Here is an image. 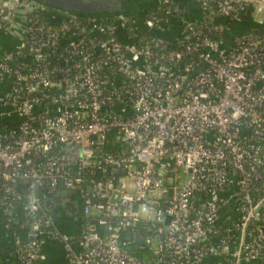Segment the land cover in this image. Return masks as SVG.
I'll return each mask as SVG.
<instances>
[{
    "label": "built area",
    "instance_id": "1",
    "mask_svg": "<svg viewBox=\"0 0 264 264\" xmlns=\"http://www.w3.org/2000/svg\"><path fill=\"white\" fill-rule=\"evenodd\" d=\"M192 1L210 26L169 0L48 22L0 2L24 33L0 60V210L23 230L19 263L46 264L49 239L69 264H264V29L221 34L264 4ZM66 191L86 216L75 238L49 208Z\"/></svg>",
    "mask_w": 264,
    "mask_h": 264
},
{
    "label": "crops",
    "instance_id": "2",
    "mask_svg": "<svg viewBox=\"0 0 264 264\" xmlns=\"http://www.w3.org/2000/svg\"><path fill=\"white\" fill-rule=\"evenodd\" d=\"M132 2V11L136 12H146L149 11L147 9L156 6L159 0H131ZM176 1V0H171ZM259 4H264V0H258ZM187 3L195 4L192 0H187ZM254 6V5H253ZM254 7H251L244 15L241 17L240 21L244 22L245 25L241 28H234L232 26L231 31L235 32H243L246 30H252L259 27L264 26V8L261 10H257ZM151 10V9H150ZM253 11V13H252ZM187 15V14H186ZM189 16V15H187ZM190 17V16H189ZM191 18V17H190ZM238 21V22H240ZM18 25L11 32H4L6 34H0V51L5 50L9 47L14 46L18 43L21 37V31L16 29H21V26ZM229 32V31H228ZM62 194V193H61ZM64 196V205H50V210L53 215L54 223L57 228L68 234L71 238H75L79 236L84 229V222L86 216L82 212V201L80 197L75 193L67 194L66 192L62 194ZM68 199L74 201L75 203L74 209L67 211L71 208V204L68 203ZM92 217V216H88ZM140 234V233H139ZM23 230H21L17 225L11 224L9 227L5 226V217L3 211L0 210V264H21L17 261L15 255V238L23 237ZM136 237V236H135ZM137 242L142 241L140 236L136 238ZM136 242V243H137ZM75 245V249H76ZM43 251L46 257V264H69L63 246L60 242L55 240H46L43 246ZM253 263L245 262L241 264H250ZM203 264H226L221 258L216 256L209 257Z\"/></svg>",
    "mask_w": 264,
    "mask_h": 264
},
{
    "label": "water",
    "instance_id": "3",
    "mask_svg": "<svg viewBox=\"0 0 264 264\" xmlns=\"http://www.w3.org/2000/svg\"><path fill=\"white\" fill-rule=\"evenodd\" d=\"M53 8H61L67 11H74L75 14L82 17H111L117 15H127L133 13L131 0H34ZM177 8L184 14L189 15L197 22L205 23L210 26V14H207L198 5L187 3V0L174 1ZM67 194L73 191H66ZM259 227L264 231V227L260 221H257ZM139 238V232L135 233Z\"/></svg>",
    "mask_w": 264,
    "mask_h": 264
},
{
    "label": "trees",
    "instance_id": "4",
    "mask_svg": "<svg viewBox=\"0 0 264 264\" xmlns=\"http://www.w3.org/2000/svg\"><path fill=\"white\" fill-rule=\"evenodd\" d=\"M3 0H0V2H2ZM33 2H35L34 0H19V3H20V6H18V8H17V15L16 16H18V18L20 19V21H24V20H26V18L28 19V18H30V17H32L34 14H36V13H33V12H30V10H31V8H32V5H31V3H33ZM38 5H39V9H37V10H39V14L38 15H40V17H39V19H40V21L41 22H45V21H49V20H53V21H57V20H60V19H62L66 14H75V12L74 11H67V10H65V9H61V8H53V7H51V6H48V5H44V4H42V3H40L39 1L38 2H36ZM168 3H171V4H173L174 2L173 1H171V0H169V2ZM22 4V5H21ZM162 4V3H161ZM161 4H159V5H161ZM156 7H157V5L156 6H153V7H151V8H149V9H147V10H156ZM30 9V10H29ZM75 15H77V14H75ZM77 16H79V15H77ZM80 17V16H79ZM82 17V16H81ZM107 17V16H106ZM83 18H86V17H83ZM108 18V17H107ZM114 19V17H109L107 20H113ZM194 20V19H193ZM0 25H3V30L0 28V34H6V33H4V32H11V31H13V29L15 28V27H17V25H10L9 24V22L7 21V22H0ZM20 27V26H19ZM210 28H212V27H210ZM262 29H264V26L263 27H259V28H256V29H252V30H255V31H259V30H262ZM16 30H19V31H21L22 33H21V37H20V39H19V41L21 40V39H23L22 37H23V28H22V26H21V29H16ZM212 30H214V29H212ZM215 31V30H214ZM175 33V31H169V34L167 33V31L165 32V31H163V32H159L158 34H161V35H164V36H169V37H174V34ZM237 33H239V32H235L234 30L233 31H231L230 33H227L226 31H222L221 32V34L223 35V36H226V35H230V36H233V35H236ZM168 34V35H167ZM19 41H18V43H19ZM17 43V44H18ZM17 44H15V45H17ZM12 46V47H9V48H7V49H5V50H1L0 51V60H2L3 59V57H4V55H5V53H6V51H11V50H13L16 46ZM9 63H11V61H9ZM12 63L13 64H23L24 62H23V60H21V59H15V60H12ZM0 89L1 90H3V84H1L0 83ZM115 139L116 140V135H115V133L114 132H110V134L108 135V138H107V140H108V143H109V141H112V139ZM115 149H120V141L118 142V141H116V143H114V146H113ZM105 148V147H104ZM106 148H108V147H106ZM41 194H44V193H42L40 190H38ZM46 197V195L44 194V198ZM49 197V196H48ZM52 205V204H51ZM230 210V209H229ZM224 215V214H223ZM231 218V217H230ZM229 218V219H230ZM233 218V217H232ZM231 218V219H232ZM224 219H225V221H230V220H227V216L225 215L224 216ZM233 220V219H232ZM141 243H142V241H140V242H137V243H134L132 246H131V249L134 251V253L137 255V256H140V257H143V258H145V257H148L149 256V254H150V249L148 248V247H145V248H141L140 247V245H141ZM134 245H137V246H134ZM250 262V261H249ZM253 263H250V264H257L256 263V261L254 262V261H252ZM243 263H245V262H243Z\"/></svg>",
    "mask_w": 264,
    "mask_h": 264
},
{
    "label": "rangeland",
    "instance_id": "5",
    "mask_svg": "<svg viewBox=\"0 0 264 264\" xmlns=\"http://www.w3.org/2000/svg\"><path fill=\"white\" fill-rule=\"evenodd\" d=\"M252 13H253V11H252ZM245 25V23L244 22H231L230 23V26L228 27V29H231V26H233L234 28H241V27H243Z\"/></svg>",
    "mask_w": 264,
    "mask_h": 264
}]
</instances>
